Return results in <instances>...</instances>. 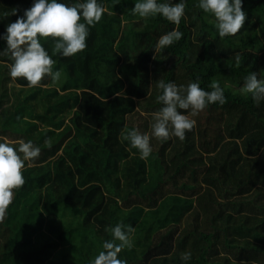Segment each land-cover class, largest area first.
I'll use <instances>...</instances> for the list:
<instances>
[{
    "label": "trees",
    "instance_id": "1",
    "mask_svg": "<svg viewBox=\"0 0 264 264\" xmlns=\"http://www.w3.org/2000/svg\"><path fill=\"white\" fill-rule=\"evenodd\" d=\"M34 2L0 0V53L7 25ZM97 2L105 12L82 52L64 57L53 38H40L58 82L28 87L0 54V142L40 148L0 221V264H91L118 223L134 228L133 247L118 254L127 264H264V102L240 91L253 71L264 79V0H242L244 27L224 38L199 0H183L179 26L134 15L137 0ZM177 28L183 37L155 54ZM159 80L205 91L216 80L226 103L189 116L196 124L183 141L158 140ZM125 126L150 135L147 160L121 142Z\"/></svg>",
    "mask_w": 264,
    "mask_h": 264
},
{
    "label": "clouds",
    "instance_id": "2",
    "mask_svg": "<svg viewBox=\"0 0 264 264\" xmlns=\"http://www.w3.org/2000/svg\"><path fill=\"white\" fill-rule=\"evenodd\" d=\"M185 7L183 0L178 3L137 0L132 13L144 19L159 14L179 26L185 14ZM197 7L214 15L221 38L236 35L244 27L247 18L242 0H199ZM17 11L15 9L12 14L15 15ZM104 12V7L98 4L97 0H86L71 6L58 0H35L30 8L25 9L23 16H18L14 22L7 25L3 36L7 47L0 54L9 55L13 61L10 66L11 78L25 79L28 87L39 86L46 77L58 82L61 71L53 70L55 60L42 45L40 38L55 40L54 53L64 57L74 56L86 49L89 26L94 27L99 23ZM81 17L86 23L80 22ZM182 37L183 33L178 28L162 35L155 45V54L172 46ZM236 62L239 66L238 55ZM157 87L162 90V94L157 96V102L163 106L153 113L151 137L162 141H167L170 137L183 141L186 132L191 131L196 124L189 116L198 115L209 104L226 103L224 90L216 80L209 85L211 91H205L198 82L177 86L174 82L159 80ZM240 91L246 97L250 95L254 104L259 106L264 102V79H259L258 73L253 71L245 77ZM151 137L136 128L128 129L127 126L120 134L121 142L128 141L131 148L138 150L143 160H147L153 151ZM39 155L40 148L34 146L31 141H19L18 149L8 140L0 142V221L5 218L7 209L13 203L14 190L22 188L25 184V162L35 160ZM106 231L111 233L113 239L103 243V250L91 264H127L126 260L118 258V254L125 248L133 247L130 239V234L134 232L133 226L118 223L114 227L106 228ZM181 259L190 260L191 253H183Z\"/></svg>",
    "mask_w": 264,
    "mask_h": 264
}]
</instances>
